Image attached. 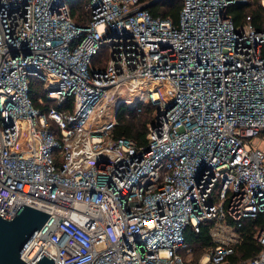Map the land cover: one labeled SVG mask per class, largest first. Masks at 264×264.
<instances>
[{
  "label": "built area",
  "instance_id": "1",
  "mask_svg": "<svg viewBox=\"0 0 264 264\" xmlns=\"http://www.w3.org/2000/svg\"><path fill=\"white\" fill-rule=\"evenodd\" d=\"M232 1L181 0L174 23L85 0L77 25L67 0H0V215L49 214L22 260L264 264V225L259 250L230 260L264 218V22L235 25ZM32 79L72 107L40 111ZM121 103L151 106L144 143L111 135ZM201 227L209 243H189Z\"/></svg>",
  "mask_w": 264,
  "mask_h": 264
},
{
  "label": "trees",
  "instance_id": "2",
  "mask_svg": "<svg viewBox=\"0 0 264 264\" xmlns=\"http://www.w3.org/2000/svg\"><path fill=\"white\" fill-rule=\"evenodd\" d=\"M85 0H67L69 3L70 14L73 21L77 25L86 23L89 18L88 12L82 8V2ZM153 17H160L162 19H170L176 22L179 17L181 9V0H158L152 3H146V0H139ZM226 15L229 16L235 25H242L245 22H250L255 28H259L264 22V7L261 0H233L225 9ZM249 17V19H247ZM29 96L34 106L38 107L40 111H46L50 106L56 109H70L72 107V98H66L62 103H56L53 99H48L44 95L40 84L32 79L30 81ZM43 97V102L39 98ZM135 107L128 106L121 103L117 107L116 117L117 123L111 130L113 137H124L132 139L139 144L145 142V133L148 128V123L151 118V106L144 105L142 112L137 113ZM264 225V218L262 215L254 219H247L242 228L241 240L234 244V253L230 256V260L239 261L253 256L260 248V244L255 240V232L258 227ZM185 239L197 245L209 243V236L206 229L201 227L198 233H193L190 228L183 231ZM200 248L196 250V253Z\"/></svg>",
  "mask_w": 264,
  "mask_h": 264
},
{
  "label": "water",
  "instance_id": "3",
  "mask_svg": "<svg viewBox=\"0 0 264 264\" xmlns=\"http://www.w3.org/2000/svg\"><path fill=\"white\" fill-rule=\"evenodd\" d=\"M28 53L25 49L24 54ZM48 213L22 204L10 218L0 215V264H28L20 253L48 218ZM35 264H55L42 253Z\"/></svg>",
  "mask_w": 264,
  "mask_h": 264
},
{
  "label": "rangeland",
  "instance_id": "4",
  "mask_svg": "<svg viewBox=\"0 0 264 264\" xmlns=\"http://www.w3.org/2000/svg\"><path fill=\"white\" fill-rule=\"evenodd\" d=\"M152 113V112H151ZM153 115V114H152ZM151 115V116H152ZM254 140H256V143L254 142ZM252 141L253 143H255L254 145L258 146V147H262L264 148V141L261 140L260 138H256V137H252ZM248 147L251 146L250 144H246Z\"/></svg>",
  "mask_w": 264,
  "mask_h": 264
},
{
  "label": "bare ground",
  "instance_id": "5",
  "mask_svg": "<svg viewBox=\"0 0 264 264\" xmlns=\"http://www.w3.org/2000/svg\"><path fill=\"white\" fill-rule=\"evenodd\" d=\"M263 3H264V0H263Z\"/></svg>",
  "mask_w": 264,
  "mask_h": 264
}]
</instances>
